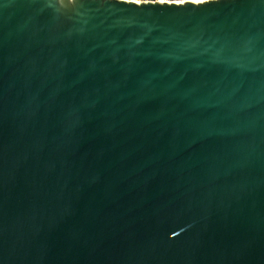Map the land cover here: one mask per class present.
Wrapping results in <instances>:
<instances>
[{"label":"water","instance_id":"95a60500","mask_svg":"<svg viewBox=\"0 0 264 264\" xmlns=\"http://www.w3.org/2000/svg\"><path fill=\"white\" fill-rule=\"evenodd\" d=\"M0 264H264V0H0Z\"/></svg>","mask_w":264,"mask_h":264},{"label":"built area","instance_id":"2783aa9c","mask_svg":"<svg viewBox=\"0 0 264 264\" xmlns=\"http://www.w3.org/2000/svg\"><path fill=\"white\" fill-rule=\"evenodd\" d=\"M128 1H133V2H138V1H169V2H177V1H185V0H128Z\"/></svg>","mask_w":264,"mask_h":264}]
</instances>
